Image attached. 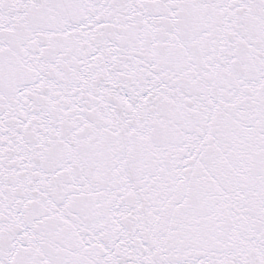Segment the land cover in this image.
<instances>
[{
	"label": "snow or ice",
	"instance_id": "1",
	"mask_svg": "<svg viewBox=\"0 0 264 264\" xmlns=\"http://www.w3.org/2000/svg\"><path fill=\"white\" fill-rule=\"evenodd\" d=\"M0 264H264V0H0Z\"/></svg>",
	"mask_w": 264,
	"mask_h": 264
}]
</instances>
